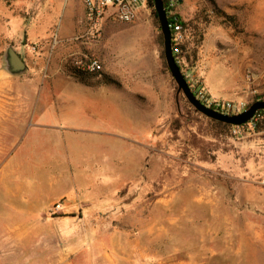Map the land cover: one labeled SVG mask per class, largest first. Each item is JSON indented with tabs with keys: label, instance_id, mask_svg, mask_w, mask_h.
Listing matches in <instances>:
<instances>
[{
	"label": "rangeland",
	"instance_id": "rangeland-1",
	"mask_svg": "<svg viewBox=\"0 0 264 264\" xmlns=\"http://www.w3.org/2000/svg\"><path fill=\"white\" fill-rule=\"evenodd\" d=\"M21 1L31 6L28 13L15 10ZM0 4L21 14L24 28L44 7L43 0ZM9 12L0 11L5 24ZM176 12L190 22L185 43L190 59L181 65L182 74L204 88L206 80L214 88L222 84L234 98L227 100L239 96L248 105L256 98L264 100V0H181ZM48 13L51 35L35 43L33 53L42 56L46 45L51 64L57 58L58 15ZM110 24L138 29L128 42L119 35L117 52L122 61L127 53L132 61L127 68L135 76H150L152 84L173 96L153 131L157 144L152 141L145 148L140 176L127 173L125 185L108 204L85 209L75 201L76 207L67 210V200H60L55 203L59 209L53 205L48 210L46 225L36 222L28 236L18 225L21 215L0 204V264H264V128H245L242 135H234L232 129L231 134L216 137L207 120L188 109L163 66V45H158L159 31L149 5L131 23ZM4 31L0 25V169L11 155L24 164L22 170L39 190H83L86 182L78 175L83 166L86 173L91 170L85 158L100 154L113 163L114 155L128 158L132 148L113 145L104 135L113 131L96 129L95 146L84 141L86 146L69 147L53 143L54 133H36V118L28 115L27 101L21 98L31 88L3 70L6 47H17ZM20 42L27 43L25 35ZM79 57L68 60L74 78L101 75L116 82L102 65L97 73L73 67ZM60 124L80 142L92 138L70 121H47L58 128ZM64 152L84 157L71 166L72 172ZM47 157L54 162L44 163Z\"/></svg>",
	"mask_w": 264,
	"mask_h": 264
},
{
	"label": "crops",
	"instance_id": "crops-1",
	"mask_svg": "<svg viewBox=\"0 0 264 264\" xmlns=\"http://www.w3.org/2000/svg\"><path fill=\"white\" fill-rule=\"evenodd\" d=\"M43 3V12H39L34 18L31 17L30 25L27 24L26 28L21 14L14 11L10 13L0 4V11L9 12L7 23L0 18V25L6 29L4 32L9 42L17 45L12 49L22 56L20 58L25 64V71L22 74L11 75L4 69L3 55V70L15 82L31 88L21 98L27 101L28 115L36 118L38 123L36 133H43L44 136L54 133L53 143L69 147L86 146L84 141H91L95 146L96 142L93 140L99 136L96 129L113 131V134L104 135L109 138L108 140L111 139L113 145L129 146L133 152L128 158L120 153L114 155L116 160L113 159V163L106 161L108 158L103 159L100 154H88L91 158L85 159L88 160L91 170L86 173L83 166L78 175L79 179L86 182L84 189L50 192L37 189L36 182L32 179L31 181L28 173L22 170L24 164L16 163L10 155L0 169V204L17 211L18 216L21 215L18 225L23 227L22 229L26 228L22 232L27 236L36 222L46 225V220L50 219L46 214L56 202L66 199L64 208L67 210L76 207L75 201L85 209L101 207L108 204L125 185L127 173L140 176L142 164L147 157L145 148L151 147L152 141L157 144V137L153 135V131L159 124V115L168 112L167 105L171 104L173 99L165 87L158 88V84H152L150 76H135V71L127 68L132 63L128 60L127 53H124L122 61L117 52L119 35L128 42L129 37L138 35V29L115 27L110 24L111 20H107L103 24L102 37L97 42L85 43L76 39L86 29L83 0H43ZM17 9H21L22 13H28L31 6L28 1H21L15 6V10ZM51 11L58 16L54 21L57 58L50 64L46 59V45L42 56L33 53L31 46L49 39L51 31L48 25L51 22H48V19L52 16L48 12ZM17 32H22V37L25 35L27 43L20 42L22 37ZM74 55H79V58L83 55L96 57L104 73L112 75L116 82H110L101 75L86 76L83 81L77 80L74 74L68 71L70 68L68 60L74 58ZM205 83L206 91L213 98L223 100L232 98L226 94L222 84L221 87L219 85L218 88H214L208 80ZM239 99L242 97L235 98ZM51 118L53 121L56 119L61 122L70 121L73 126L77 124L76 130L87 131L92 138H83L80 142L77 136L64 132L69 130L61 124L59 126L61 128L47 125L48 119ZM64 153L68 159V163L65 164L72 172V165L76 167L77 162H82L84 157L83 155L72 157L68 152ZM120 158L123 160L122 163ZM52 162L54 159L50 160L49 157L44 160V163Z\"/></svg>",
	"mask_w": 264,
	"mask_h": 264
},
{
	"label": "built area",
	"instance_id": "built-area-1",
	"mask_svg": "<svg viewBox=\"0 0 264 264\" xmlns=\"http://www.w3.org/2000/svg\"><path fill=\"white\" fill-rule=\"evenodd\" d=\"M83 5L86 29L76 39L85 43H93L102 37V26L105 21L131 23L147 10L148 0H83ZM177 5V0H169L168 14L171 16V22L168 25L171 32L172 54L180 68L184 64L181 52L187 35L181 22L175 17ZM31 50L35 51L36 47L32 46ZM72 65L78 70L90 73H97L102 69L100 62L95 57L88 55H83L81 58L72 61ZM184 78L195 98L208 108L226 114H237L248 107V103L243 99L221 100L213 98L203 85L192 76L184 75ZM257 124L264 125V111H257L252 119L244 125L233 126V134L242 135L246 131L245 128L254 131ZM59 207V204L54 205V210L59 209Z\"/></svg>",
	"mask_w": 264,
	"mask_h": 264
},
{
	"label": "water",
	"instance_id": "water-1",
	"mask_svg": "<svg viewBox=\"0 0 264 264\" xmlns=\"http://www.w3.org/2000/svg\"><path fill=\"white\" fill-rule=\"evenodd\" d=\"M181 1V0H179ZM153 9L159 24V29L163 40V56L166 67L171 78L176 84V92L181 93L186 101L200 114L206 118L222 122L231 126H241L246 124L254 114L264 111V101H254L245 110L237 114H226L203 105L197 100L190 90L184 75L176 64L171 49V32L167 21L166 12L162 0H152ZM4 69L11 75H20L25 71V64L20 56L12 49L8 48L4 54Z\"/></svg>",
	"mask_w": 264,
	"mask_h": 264
},
{
	"label": "trees",
	"instance_id": "trees-1",
	"mask_svg": "<svg viewBox=\"0 0 264 264\" xmlns=\"http://www.w3.org/2000/svg\"><path fill=\"white\" fill-rule=\"evenodd\" d=\"M163 2V6H164V9H165V12H166V16H167V21L168 23L171 22V16L168 14V3H169V0H162ZM178 3H180L179 0H177ZM148 5L151 7L152 9V18H153V24L156 26V28L158 29L159 33H158V45L159 47L161 48L162 45H163V40H162V35H161V32H160V29H159V24H158V21H157V18H156V14L155 12L153 11V3H152V0H148ZM176 19L181 22L185 32L187 33V30H188V26H190V22H186L184 21L180 15L176 12V15H175ZM193 30H195L196 28L195 27H191ZM186 43V42H185ZM188 50L186 49L185 47V44L182 46V52H181V57L183 58L184 62H186L188 59H190V55H186V52ZM161 59L163 60V66L164 68L166 69V71L168 72L169 74V71L166 67V64H165V61L163 59V55L161 53ZM81 81L82 80V77H80ZM173 81V79H172ZM264 101V100H261V98H256L254 101ZM185 103L188 107V109L199 115L200 117L204 118L205 120H207L209 126H210V129L213 133L214 136L216 137H221V136H224V135H227V134H231V130L233 129V126L231 125H228V124H225V123H222V122H218V121H215V120H212V119H209V118H206L205 116H203L202 114H200L199 112H197L186 100H185ZM249 106V105H248ZM258 112H263V110H259ZM264 128V125H261V124H257L256 126V130H261Z\"/></svg>",
	"mask_w": 264,
	"mask_h": 264
}]
</instances>
